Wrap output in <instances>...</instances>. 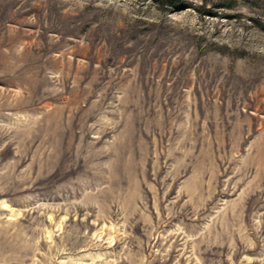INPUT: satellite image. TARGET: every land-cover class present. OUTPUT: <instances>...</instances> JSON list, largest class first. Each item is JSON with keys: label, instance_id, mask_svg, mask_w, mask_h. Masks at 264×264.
<instances>
[{"label": "rangeland", "instance_id": "rangeland-1", "mask_svg": "<svg viewBox=\"0 0 264 264\" xmlns=\"http://www.w3.org/2000/svg\"><path fill=\"white\" fill-rule=\"evenodd\" d=\"M184 1L0 0V264H264V0Z\"/></svg>", "mask_w": 264, "mask_h": 264}, {"label": "trees", "instance_id": "trees-1", "mask_svg": "<svg viewBox=\"0 0 264 264\" xmlns=\"http://www.w3.org/2000/svg\"><path fill=\"white\" fill-rule=\"evenodd\" d=\"M163 6H169L172 8H178V9H186L190 6H188V3L184 0H156ZM238 0H222L220 3L216 4V8H232L237 4ZM206 7L202 6L200 8L201 12L203 14L217 16L218 12L214 9H205Z\"/></svg>", "mask_w": 264, "mask_h": 264}]
</instances>
